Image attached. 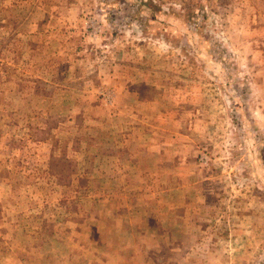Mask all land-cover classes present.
I'll return each mask as SVG.
<instances>
[{"label": "rangeland", "instance_id": "rangeland-1", "mask_svg": "<svg viewBox=\"0 0 264 264\" xmlns=\"http://www.w3.org/2000/svg\"><path fill=\"white\" fill-rule=\"evenodd\" d=\"M0 264H264V0H0Z\"/></svg>", "mask_w": 264, "mask_h": 264}]
</instances>
